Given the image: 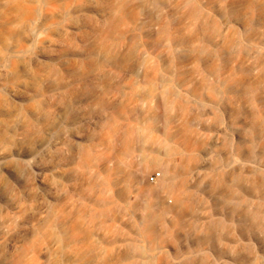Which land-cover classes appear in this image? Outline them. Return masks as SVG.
<instances>
[{"label":"rangeland","instance_id":"rangeland-1","mask_svg":"<svg viewBox=\"0 0 264 264\" xmlns=\"http://www.w3.org/2000/svg\"><path fill=\"white\" fill-rule=\"evenodd\" d=\"M0 264H264V0H0Z\"/></svg>","mask_w":264,"mask_h":264},{"label":"built area","instance_id":"built-area-1","mask_svg":"<svg viewBox=\"0 0 264 264\" xmlns=\"http://www.w3.org/2000/svg\"><path fill=\"white\" fill-rule=\"evenodd\" d=\"M162 173L159 171L153 172L150 176H149V180L152 182H156L160 177H161Z\"/></svg>","mask_w":264,"mask_h":264}]
</instances>
